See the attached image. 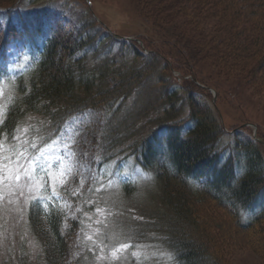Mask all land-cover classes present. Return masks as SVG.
Wrapping results in <instances>:
<instances>
[{
    "label": "rangeland",
    "instance_id": "obj_1",
    "mask_svg": "<svg viewBox=\"0 0 264 264\" xmlns=\"http://www.w3.org/2000/svg\"><path fill=\"white\" fill-rule=\"evenodd\" d=\"M9 2L11 0H0L1 5ZM196 5L189 0H26L20 9L23 13H36L60 6L69 11L74 21L80 15L87 20L93 15L98 25L92 29L101 27L97 36L104 39L107 34H113L117 40L130 42L147 55L145 64L153 68L146 79L151 95L157 93L156 77L163 76L167 89L171 86L179 88L181 99L188 98L189 103L193 99L199 108L212 109L211 118L215 119L216 130L221 134L218 146L225 153L237 156L256 148L264 160V147L258 146L251 136L252 131L264 135V63L254 60L248 65L230 63L234 59H229L226 64L219 63L230 54L225 53L228 44L232 46L234 41L241 40L249 43L263 30L249 29L247 17L240 13L234 24L236 34L231 38L217 31L220 28L228 33L227 23L230 22L226 15L222 16L220 4L199 9ZM56 10L46 14L49 18L46 24L51 17L58 20L61 9ZM17 13L0 17V44L7 39L16 40L9 41L10 60L6 71L0 74V123L5 109L18 95L14 83L20 76L27 78L38 57L34 44L23 46L24 41L19 38L26 20L24 17L18 24ZM126 43L117 41L112 45L115 57L125 58L128 65L142 61L131 54ZM105 48L103 44L101 51ZM91 57L86 61L89 62ZM157 85L160 87V83ZM185 111L187 109L181 111L178 119L189 116V111ZM105 115V109H90L71 117L50 144L37 151V175L45 181L42 190L30 192L24 187L22 191L10 192L6 187L0 189V261L16 234L27 236L26 251L32 258L38 255L41 243L30 235L26 216L22 215L25 202L32 197L42 202L57 199L65 218L77 220L83 217L79 233L73 232L72 260L81 257L82 264H171L170 253L158 243L133 241L132 231L128 228V224L135 222L132 215L148 217L153 208L165 209L159 205L163 192L155 174L138 171L131 157L127 158V151H116V155L121 156L101 162ZM33 117L35 122L42 120L39 115L28 114L19 120L12 137L0 138L5 155L13 146L28 150L26 142L33 143L35 137L38 145H42L45 136H39L44 133H38L40 129ZM41 151L43 155H40ZM159 158L160 155L156 157ZM42 168L48 170L47 175ZM262 169L264 171V164ZM50 177H55V181ZM10 193L13 196L3 200ZM262 200L264 196L258 203ZM199 207L202 209L199 223L209 229L213 238L208 250L211 258L217 257L223 264H264V221L253 231H242L213 202H204ZM254 212L255 207L252 214ZM244 216L250 218L251 214ZM89 236L92 239H87ZM121 245L129 247L120 248ZM117 248H120L118 258L113 259L111 253Z\"/></svg>",
    "mask_w": 264,
    "mask_h": 264
},
{
    "label": "trees",
    "instance_id": "obj_2",
    "mask_svg": "<svg viewBox=\"0 0 264 264\" xmlns=\"http://www.w3.org/2000/svg\"><path fill=\"white\" fill-rule=\"evenodd\" d=\"M193 1L197 9L220 4L222 16L226 15L230 22L228 33L220 28L217 31L226 36L236 34L234 24L240 13L247 17L249 29L263 30L255 38L262 42L234 41L227 50L223 44L225 53L230 54L224 57V53L225 61L222 58L219 63H228L229 59H234L230 62L233 64L248 65L253 60L264 63V0H189ZM92 26L97 25L91 17L87 20L80 15L70 26L51 32L27 84L18 82L19 98L9 108L3 129H13L19 120L32 114L41 116L42 120L37 121L45 129L58 131L71 115L105 109L103 150L101 147L104 156L130 140L126 146L132 150L137 165L155 173L163 192L159 205L165 209L153 208L148 217L132 215L135 222L128 228L133 241L158 243L170 253L171 264H223L208 253L213 238L209 229L199 223V206L213 202L240 230L253 231L264 221V206L253 218L244 215L251 214L264 193V160L256 148L237 156L225 155L218 146L221 134L211 118L210 107L199 108L193 99L190 103L188 98L181 99L179 88L167 89L163 76L156 77L157 93L151 95L146 79L153 68L145 64L147 55L127 42L126 48L142 60L128 65L125 58L120 60L107 52L117 38L103 32L107 38L102 39L97 36L101 27L95 30ZM103 44L106 48L101 51ZM89 56L92 57L87 62ZM184 109L189 111L186 119L192 123L186 136L181 134L182 122L178 119ZM26 206L22 215L26 216L30 235L41 243L37 255L40 258H32L26 251L27 236L16 234L0 264H82L81 257L72 260L73 232L78 230L80 219L65 218L53 205L46 210L37 202Z\"/></svg>",
    "mask_w": 264,
    "mask_h": 264
},
{
    "label": "snow or ice",
    "instance_id": "obj_3",
    "mask_svg": "<svg viewBox=\"0 0 264 264\" xmlns=\"http://www.w3.org/2000/svg\"><path fill=\"white\" fill-rule=\"evenodd\" d=\"M40 155H43V151ZM62 166L63 161H61ZM41 170L46 175L48 174L47 169L42 168ZM50 178L55 181V177ZM44 183L45 181L37 175V159L35 156L29 155L26 148L13 146L9 148L8 154L5 155L3 145H0V189L6 187L10 192H14L17 189L22 191L24 187H27L32 192L33 190H42ZM0 198H2V192H0ZM97 211L100 210L97 209ZM87 239H92V237L89 236ZM126 247H129V245L120 246V248ZM120 248L112 251L113 259L118 258Z\"/></svg>",
    "mask_w": 264,
    "mask_h": 264
}]
</instances>
